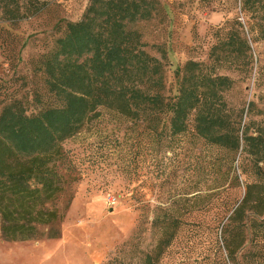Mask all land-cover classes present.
Listing matches in <instances>:
<instances>
[{
  "label": "rangeland",
  "instance_id": "374dc122",
  "mask_svg": "<svg viewBox=\"0 0 264 264\" xmlns=\"http://www.w3.org/2000/svg\"><path fill=\"white\" fill-rule=\"evenodd\" d=\"M89 1L19 0L20 19L0 13V107L17 102L30 115L54 104L42 58ZM156 1L153 17L132 28L149 54H166L168 99L177 94L175 70L188 60L208 63L217 29L226 20L242 24L250 57L217 72L233 80L223 94L226 115L240 137L256 135L264 110V13L249 15L240 0ZM167 127V117L154 133L142 119L98 109L61 144L68 160L54 202L57 236L48 238L45 227L27 241L0 235V264H143L147 257L161 264H264V213L251 211L253 197L235 212L248 188L258 190L256 156L243 140L229 155L192 132L168 136ZM163 232L170 240L158 248L168 238Z\"/></svg>",
  "mask_w": 264,
  "mask_h": 264
},
{
  "label": "trees",
  "instance_id": "16d2710c",
  "mask_svg": "<svg viewBox=\"0 0 264 264\" xmlns=\"http://www.w3.org/2000/svg\"><path fill=\"white\" fill-rule=\"evenodd\" d=\"M158 5L156 0H90L82 18L67 22L42 58L54 104L30 115L17 102L0 107L2 239L31 240L43 234L42 227L48 228V238L57 236L52 227L60 215L54 202L65 182L61 164L68 160L61 144L80 133L100 108L130 120L142 119L154 133L167 117L168 136L192 132L229 155L240 149L243 140L258 160L259 181L258 190L248 188L235 212L244 210L253 197L251 211L264 213V110L258 133L240 137L225 113L223 94L233 80L217 72L227 61L236 64L250 57L242 24L226 20L217 29L208 63L188 60L175 70L177 94L168 99L163 94L166 54L159 51V58L149 54L141 33L132 28L150 20ZM240 5L251 16L264 13V0H240ZM0 13L6 20L20 19L19 0H0ZM259 32L264 38V26ZM169 240L170 236L158 248ZM143 264L161 263L147 257Z\"/></svg>",
  "mask_w": 264,
  "mask_h": 264
}]
</instances>
